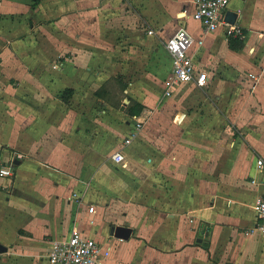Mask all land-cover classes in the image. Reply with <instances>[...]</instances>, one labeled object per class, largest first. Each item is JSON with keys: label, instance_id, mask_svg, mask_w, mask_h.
<instances>
[{"label": "crops", "instance_id": "0c3cea01", "mask_svg": "<svg viewBox=\"0 0 264 264\" xmlns=\"http://www.w3.org/2000/svg\"><path fill=\"white\" fill-rule=\"evenodd\" d=\"M192 10L193 0H0V166L14 164L0 176V264H51V240L73 225L100 242L101 264H264L254 210L264 180L250 182L264 157V0H229L245 32L235 47L221 27L203 34L197 22L193 33ZM179 27L208 77L191 114L173 96L197 85L165 94L164 41ZM136 68L146 85L165 71L164 92L138 101L144 115L119 114L99 89L130 91V75L105 73ZM202 108L233 127L201 130ZM206 134L213 141L200 142Z\"/></svg>", "mask_w": 264, "mask_h": 264}, {"label": "built area", "instance_id": "2783aa9c", "mask_svg": "<svg viewBox=\"0 0 264 264\" xmlns=\"http://www.w3.org/2000/svg\"><path fill=\"white\" fill-rule=\"evenodd\" d=\"M229 0H193L191 17L196 20L202 32H211L217 28H223L227 38L243 39L245 32L241 25L234 20L226 19ZM153 30H148V34ZM194 42L193 37L183 27H179L164 41V47L171 58L170 74L166 79L165 94L170 95L174 87L182 83H194L203 87L207 82V72L197 70L189 55V47ZM198 44L202 40L197 41ZM251 76V75H250ZM142 127V121L135 123V132L124 138V144H128ZM19 158L20 155H17ZM112 161L117 165H125V157L122 152L115 151L111 155ZM255 168L261 178L251 177L250 182L258 184L264 180V157H255ZM14 164L0 166V176H12ZM90 212L95 211L94 205L89 206ZM257 223L255 228L264 235V197H258L254 204ZM102 245L94 237L85 233L82 229L73 225L67 238L51 240L47 259L51 264H101L103 252ZM108 251L104 252V256Z\"/></svg>", "mask_w": 264, "mask_h": 264}, {"label": "rangeland", "instance_id": "374dc122", "mask_svg": "<svg viewBox=\"0 0 264 264\" xmlns=\"http://www.w3.org/2000/svg\"><path fill=\"white\" fill-rule=\"evenodd\" d=\"M191 22H190L191 23L190 30L193 31V33H195L196 35L200 34L201 29L199 28L197 21L192 19ZM167 31H168V29L166 28L164 30V32L167 33ZM202 33L204 34L205 32H202ZM137 68L134 71H130L129 74L123 73V74L117 75L114 72L113 73L112 72L105 73L104 78L106 80H110L111 82H112V80L121 79L122 76L130 75V77H128V82H130L131 84L132 83L137 84L135 86V88H132V89L130 88L131 89L130 91H125L126 88L115 87V85H113L112 83H109L107 86H102L99 89L101 94L104 95L105 99L107 101H109L112 104V106L115 107V109H113V110L118 111L119 114H120V111L126 110L130 113L135 112L136 114H139V112L141 111V114L144 115L143 106L138 101L141 99H144L145 96L146 97H149V96L161 97V95L164 92L162 84H163V80L165 78V74H164V73H166L165 71L164 72H156L154 75H151V82H149L150 83L149 85H146L142 81L143 72ZM132 76H135V81L131 80ZM192 87L193 88H191V91L188 94L190 97L188 96V97L181 98V97H179L181 95L180 93H178L176 96H173V100H174V102L177 103V107L179 109V111H177V112H181L184 114L186 112L188 114H191L193 111L198 112L197 108L194 109L195 105L193 104V103H197L198 99H194V97H191V96L194 94L195 91L199 90V87H197V86L196 87L192 86ZM181 96H183V95H181ZM178 98H181V99L178 100ZM202 101L203 100H201V98H199V103H200L199 106L200 107L202 106ZM158 104H159L158 100L155 104L154 103L152 104V102H151L149 104V109L151 111H156L157 106H155V105H158ZM210 107H212V106H210ZM181 113H179L178 116L174 118L175 119L174 123L176 125H180L179 122L184 117V115ZM148 114H149V112L147 111L145 115H148ZM200 114H201V116L195 121L198 122V124H197L198 127H200L201 130H204L206 132H207L208 128H210V127L221 129V128H226L229 124V122H227V121L224 122L223 120L217 121L216 124H214V121L212 120V118L216 113H215V110L213 108H205V109L202 108L200 110ZM105 119H107V118H105ZM229 125H232V124H229ZM232 127H233V125H232ZM221 138H222V136H221ZM209 141H213V140L209 139L208 134H206V136H204V138L200 139V142H202V143H207ZM200 154H201V157L207 155V153H200ZM109 168H110V171H112L114 166L111 164L109 166ZM111 240L116 241L117 239L111 238ZM113 241L110 242V245L113 244ZM112 247H113V245H112ZM112 247H111L112 252H114L115 245H114V248H112ZM111 255L112 254L110 252V254H109L110 258H111Z\"/></svg>", "mask_w": 264, "mask_h": 264}, {"label": "water", "instance_id": "95a60500", "mask_svg": "<svg viewBox=\"0 0 264 264\" xmlns=\"http://www.w3.org/2000/svg\"><path fill=\"white\" fill-rule=\"evenodd\" d=\"M226 19L230 22H233L235 19H234V16L232 15V13L230 11H227L226 12ZM117 234L121 237H127L128 235V229L125 228V227H119L118 230H117ZM1 248V247H0Z\"/></svg>", "mask_w": 264, "mask_h": 264}, {"label": "trees", "instance_id": "16d2710c", "mask_svg": "<svg viewBox=\"0 0 264 264\" xmlns=\"http://www.w3.org/2000/svg\"><path fill=\"white\" fill-rule=\"evenodd\" d=\"M228 39H229V42L231 43V45H233L234 47H235V45H237L240 42V39H237V38H228Z\"/></svg>", "mask_w": 264, "mask_h": 264}, {"label": "bare ground", "instance_id": "6f19581e", "mask_svg": "<svg viewBox=\"0 0 264 264\" xmlns=\"http://www.w3.org/2000/svg\"><path fill=\"white\" fill-rule=\"evenodd\" d=\"M182 16V14H180Z\"/></svg>", "mask_w": 264, "mask_h": 264}]
</instances>
